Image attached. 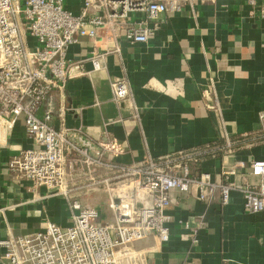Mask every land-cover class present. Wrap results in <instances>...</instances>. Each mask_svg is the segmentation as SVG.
Returning a JSON list of instances; mask_svg holds the SVG:
<instances>
[{
	"label": "crops",
	"instance_id": "0c3cea01",
	"mask_svg": "<svg viewBox=\"0 0 264 264\" xmlns=\"http://www.w3.org/2000/svg\"><path fill=\"white\" fill-rule=\"evenodd\" d=\"M61 1L65 9L79 13L82 0ZM158 1L180 9L158 16L159 28L146 44H131L122 32L115 38L104 28L95 39L80 37L67 48V58L80 60L84 74L54 91L59 111L54 126L80 129L97 143L117 142L124 150L115 161L123 164L196 152L181 161L193 177L206 172L217 180L221 167L264 160V139L254 138L258 113L264 110V19L249 15L252 9L246 0ZM129 21L150 25L142 13L131 14ZM91 54L101 56L98 71L87 60ZM115 79L124 80L128 88V96L118 103L110 89ZM223 129L237 142L229 154L210 151ZM4 140L0 238L38 230L45 221L69 225L62 196L32 189L6 169L12 156L32 147L21 119ZM69 162L67 157L65 164ZM85 176L74 166L68 189L83 205L103 210L104 191H89ZM170 196L172 204L165 212L169 240L159 244L148 235L124 246L118 264H264V211L246 212L240 193L231 192L225 205L217 193L208 203L199 201L194 189L187 194L171 191ZM107 212L103 223L111 220ZM185 224L196 227V243ZM1 254L2 249L0 264H9Z\"/></svg>",
	"mask_w": 264,
	"mask_h": 264
},
{
	"label": "built area",
	"instance_id": "2783aa9c",
	"mask_svg": "<svg viewBox=\"0 0 264 264\" xmlns=\"http://www.w3.org/2000/svg\"><path fill=\"white\" fill-rule=\"evenodd\" d=\"M246 2L251 17L264 19V0ZM179 9L158 0H82L79 13L74 14L61 0H0V141H5L18 119L32 141V147L8 160L6 169L12 177L28 181L32 189L44 188L51 195L62 196L70 214V224L65 227L45 221L38 230L0 238L3 260L9 264H118L124 246L148 235L159 244L169 240L165 212L172 204L171 191L187 194L194 189L203 203L217 193L223 205L231 192H238L246 212L264 211V160L221 167L217 180L206 172L193 177L181 161L196 152L179 151L170 158L147 157L141 163L123 164L115 161L124 150L117 142L97 143L80 129L54 126L58 111L54 91L84 74L81 61L66 56L70 45L80 37L95 39L104 28L115 38L122 32L127 42L146 44L159 28L158 16ZM133 13L144 14L150 25L130 23ZM100 59L88 56L93 71L101 69ZM110 89L115 103L128 96L124 80L111 81ZM258 121L254 138L264 139V110L258 113ZM219 139L221 144L210 151L231 153L237 142L225 129ZM67 157L71 163L66 165ZM74 166L86 175L89 191L106 194L110 221H99L95 208L72 196L66 181ZM99 171L102 173L97 175ZM185 228H190L196 243V227L185 224Z\"/></svg>",
	"mask_w": 264,
	"mask_h": 264
},
{
	"label": "rangeland",
	"instance_id": "374dc122",
	"mask_svg": "<svg viewBox=\"0 0 264 264\" xmlns=\"http://www.w3.org/2000/svg\"><path fill=\"white\" fill-rule=\"evenodd\" d=\"M106 204H107V200H106ZM106 206L103 208V210H99L98 211L99 212V221H102V220H105V219L107 220V218H108V212H107L108 206H107V208H106ZM90 207H92V206H90Z\"/></svg>",
	"mask_w": 264,
	"mask_h": 264
},
{
	"label": "trees",
	"instance_id": "16d2710c",
	"mask_svg": "<svg viewBox=\"0 0 264 264\" xmlns=\"http://www.w3.org/2000/svg\"><path fill=\"white\" fill-rule=\"evenodd\" d=\"M214 144V143H213ZM221 144V140L220 139H218L217 141H216V145H220ZM221 152L219 151L218 152V154H220Z\"/></svg>",
	"mask_w": 264,
	"mask_h": 264
}]
</instances>
